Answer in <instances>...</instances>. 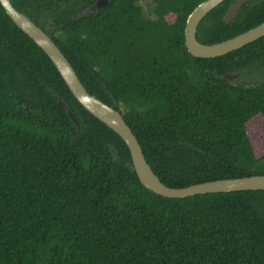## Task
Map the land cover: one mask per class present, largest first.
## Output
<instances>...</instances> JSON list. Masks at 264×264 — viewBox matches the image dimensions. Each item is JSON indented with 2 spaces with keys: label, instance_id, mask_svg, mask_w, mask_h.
I'll return each mask as SVG.
<instances>
[{
  "label": "trees",
  "instance_id": "obj_1",
  "mask_svg": "<svg viewBox=\"0 0 264 264\" xmlns=\"http://www.w3.org/2000/svg\"><path fill=\"white\" fill-rule=\"evenodd\" d=\"M98 1L11 0L122 113L166 186L264 175V37L196 58L185 29L206 0ZM236 1L200 22V43L264 23V0L225 23ZM236 72L250 86L225 78ZM0 264H264V191L170 199L144 187L124 140L0 4Z\"/></svg>",
  "mask_w": 264,
  "mask_h": 264
},
{
  "label": "water",
  "instance_id": "obj_2",
  "mask_svg": "<svg viewBox=\"0 0 264 264\" xmlns=\"http://www.w3.org/2000/svg\"><path fill=\"white\" fill-rule=\"evenodd\" d=\"M224 1L206 0L189 16L185 29V41L188 52L193 57L212 59L225 56L264 37V23H262L245 33L220 43L212 45L200 43L196 37L200 22ZM247 1L237 0L233 3L224 16L223 21L225 23H231ZM0 4L17 27L27 34L49 56L81 105L124 140L131 153L133 170L136 172L144 187L160 196L170 199H186L197 195L240 191H264V175L222 179L198 183L184 188H171L166 186L148 164L139 140L126 123L122 113L87 91L74 67L52 38L27 15L18 11L13 6L11 0H0ZM108 4L109 0H99L93 8H106ZM95 75L98 76L97 74ZM61 103L67 110L75 126L80 128V123L74 113L63 102ZM113 153L115 156L117 155V153Z\"/></svg>",
  "mask_w": 264,
  "mask_h": 264
},
{
  "label": "flooded vegetation",
  "instance_id": "obj_3",
  "mask_svg": "<svg viewBox=\"0 0 264 264\" xmlns=\"http://www.w3.org/2000/svg\"><path fill=\"white\" fill-rule=\"evenodd\" d=\"M243 73L242 72H236V73H230V74H227L225 76L226 79H228L233 85H242V86H245V87H248L250 86L251 82L253 81V79L250 77V76H245V78H248L250 77L251 80L250 81H247L245 80V78H242L243 77Z\"/></svg>",
  "mask_w": 264,
  "mask_h": 264
},
{
  "label": "rangeland",
  "instance_id": "obj_4",
  "mask_svg": "<svg viewBox=\"0 0 264 264\" xmlns=\"http://www.w3.org/2000/svg\"><path fill=\"white\" fill-rule=\"evenodd\" d=\"M88 11V9L87 10H85V11H82L80 14H83V13H85V12H87ZM48 29H50L49 27H48ZM245 74L243 75V77L242 78H245ZM245 80H247V81H250L251 80V78L250 77H248V78H245ZM263 131H264V128L262 129ZM257 137H259V136H257Z\"/></svg>",
  "mask_w": 264,
  "mask_h": 264
}]
</instances>
